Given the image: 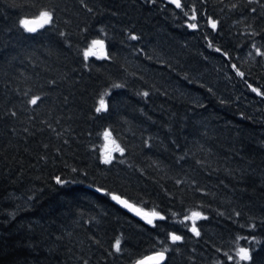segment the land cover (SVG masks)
<instances>
[{
    "label": "trees",
    "instance_id": "trees-1",
    "mask_svg": "<svg viewBox=\"0 0 264 264\" xmlns=\"http://www.w3.org/2000/svg\"><path fill=\"white\" fill-rule=\"evenodd\" d=\"M180 4L0 0V264H264V0Z\"/></svg>",
    "mask_w": 264,
    "mask_h": 264
},
{
    "label": "snow or ice",
    "instance_id": "snow-or-ice-1",
    "mask_svg": "<svg viewBox=\"0 0 264 264\" xmlns=\"http://www.w3.org/2000/svg\"><path fill=\"white\" fill-rule=\"evenodd\" d=\"M172 2H174L175 4H176V6L177 7H181V4H180V0H172ZM51 14L49 13V12H47V11H44V12H41L40 13V16L37 18V21L39 22V25L42 27L44 24H47V23H49L50 21H51ZM192 19H195V15H193V17H192ZM37 21H27V20H22L21 21V24L25 27V30L26 31H29V32H34L35 30H36V28L35 27H29V24H31V23H36ZM209 23L211 24V26L213 27V29H215V27H216V23L214 22V21H209ZM190 27H196V25H190ZM133 39H135V37H133ZM94 43H99L98 41H94ZM88 53H86V55H87ZM239 75H243L242 73H238ZM253 91H256V89H253ZM145 95H147L146 93H145ZM39 99V97H37V98H34L33 100H31V103L32 104H36L37 103V100ZM102 108H103V100H101V107L100 108H97V111L99 112V111H101L102 110ZM122 151V150H121ZM104 163H110V160L109 159H105L104 160ZM58 182H59V180H58ZM112 199H114V200H119V197H116V196H113L112 197ZM121 203H123L126 207H129V208H132V205H129L128 203H127V201H120ZM152 215L153 216H156V215H158L157 213H152ZM199 213L198 212H193L192 213V216L193 217H199ZM160 219H163V217H159ZM148 223H152V221L149 219L148 220ZM194 232H196V229H195V227H193V229H192ZM196 234L197 235H199V233L198 232H196ZM171 239L175 242V241H178V240H180L181 239V237L180 236H177V235H172V237H171ZM116 249H117V251H119V241H117V243H116ZM238 255H239V257H240V259L241 260H245V261H247V260H250L251 259V256H250V254H249V251L247 250V249H244V248H241L240 250H239V253H238ZM158 256H159V259H163V254L162 253H160V254H158ZM231 258V257H230Z\"/></svg>",
    "mask_w": 264,
    "mask_h": 264
},
{
    "label": "water",
    "instance_id": "water-1",
    "mask_svg": "<svg viewBox=\"0 0 264 264\" xmlns=\"http://www.w3.org/2000/svg\"><path fill=\"white\" fill-rule=\"evenodd\" d=\"M172 5L176 8H178L176 6V4L174 2H172V0H169ZM38 18V17H37ZM36 17H30L27 18L25 20L27 21H37ZM23 26V25H22ZM39 22L37 21L36 23H31L29 24V27H38ZM23 28L25 29V27L23 26ZM113 197V196H112ZM119 197V200H114L120 207H122L123 209H125L127 212H129L131 215L141 218L143 216H146L147 213L142 211L140 208L135 207L134 205H132L130 202L127 201V203L129 205H132V208L126 207L123 203H121L120 201H126L124 198L120 197V196H116ZM162 253L163 254V259H159L158 254ZM165 259V252L160 250V251H154V252H150V253H146L138 258H136L135 260H133L130 264H161Z\"/></svg>",
    "mask_w": 264,
    "mask_h": 264
},
{
    "label": "rangeland",
    "instance_id": "rangeland-1",
    "mask_svg": "<svg viewBox=\"0 0 264 264\" xmlns=\"http://www.w3.org/2000/svg\"><path fill=\"white\" fill-rule=\"evenodd\" d=\"M87 49H88L87 50L88 53L94 55H101L102 53V46L99 45L98 43H91ZM255 92H257V90ZM106 138H109L107 134H105V140L101 148V155L103 159H109L115 151L119 150V146L114 140L111 139L108 140ZM195 218L196 217H193L192 215L188 214L187 216L184 217V220H188L190 227L193 228Z\"/></svg>",
    "mask_w": 264,
    "mask_h": 264
}]
</instances>
